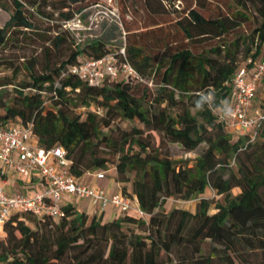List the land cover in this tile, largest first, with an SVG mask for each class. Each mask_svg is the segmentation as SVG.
Listing matches in <instances>:
<instances>
[{
  "label": "trees",
  "instance_id": "1",
  "mask_svg": "<svg viewBox=\"0 0 264 264\" xmlns=\"http://www.w3.org/2000/svg\"><path fill=\"white\" fill-rule=\"evenodd\" d=\"M83 2L11 0L0 46L14 32L37 30L33 14L48 21L57 12L59 21H67ZM225 2L224 13L210 16L193 7L175 19L172 26L185 43L171 50L153 53L134 40L123 45L137 73L156 80L153 93L142 84L137 94L133 81L122 76L88 82L69 73L81 59L109 52L93 40L74 47L56 66L30 72L28 81L13 87L10 102L0 100V124L30 123L38 146L62 147L75 177L111 164L119 192L133 196L147 215L119 212L101 221L69 203L57 220L15 213L1 224L0 264H264V128L254 141L244 135L232 140L213 112L230 100L236 69L251 70L264 58V0ZM63 34V29L55 32L53 46ZM239 54L246 60L243 66H238ZM5 84L0 83V95ZM78 106L80 111L73 112ZM116 116L137 119L146 135L135 128L118 136L102 130ZM151 132L159 144L177 143L186 151L200 143L206 147L192 165L173 161L150 145ZM234 187L240 189L236 194ZM207 188L222 199L201 196ZM170 197L199 200L193 212L177 207L165 212L162 204ZM206 240L213 245L203 254Z\"/></svg>",
  "mask_w": 264,
  "mask_h": 264
},
{
  "label": "rangeland",
  "instance_id": "2",
  "mask_svg": "<svg viewBox=\"0 0 264 264\" xmlns=\"http://www.w3.org/2000/svg\"><path fill=\"white\" fill-rule=\"evenodd\" d=\"M83 3L86 5L82 10L67 21H59L57 12H53L48 21L33 14L31 20L37 30H25L23 33L14 32L11 39L0 46V83H7L2 86L1 101L10 102L13 87L20 82L28 81L30 72L40 73L45 67L56 66L76 46L83 47L89 41L100 40L108 51L114 54L127 43V40H134L136 43H143L150 47L153 53H161L163 48L171 50L173 46L185 43V39L174 30L172 22L186 15L188 9L195 7L210 16L228 10L225 0H84ZM202 4L208 8H201ZM251 9L249 5V11L252 13ZM11 10V0H0V26L7 19ZM60 29L64 30V39L58 46H53L51 40L55 32ZM215 41L216 39L206 40L207 43ZM163 44H165L164 47ZM245 63L243 55L239 54L238 66H243ZM118 77L121 76L118 75ZM142 79L144 82H131V85H135V92L138 94L141 85L145 84L153 93L157 87L156 80L148 77ZM263 105L264 79L257 84L253 102L254 107ZM176 108H171L170 112L172 113ZM80 109L79 106L74 107L73 112L77 113ZM98 113L102 115L103 110ZM132 128L140 129L141 135H146L143 125L137 119L129 120L119 116L109 120L108 125L102 130L118 136L121 131L130 132ZM227 131L232 140L238 137V133L233 128H229ZM148 138L151 146L158 145L161 154L173 161H186L188 165H192L196 156L206 147L205 143H200L193 150L186 151L177 143L162 142L159 144L157 136L152 132ZM106 169V177L114 179L116 174L112 165L108 163ZM120 185L117 184L118 190ZM124 186L129 189V183H124ZM239 190L238 187H234L231 193L236 194ZM201 196L216 200L222 199V195L216 194L210 188H207ZM198 200L199 197L189 200L170 197L164 200L162 209L166 212L177 207L193 212ZM82 204H85V201ZM213 211L212 206L210 212ZM113 214L118 216V211L106 213V219L112 218ZM100 220L105 221V219ZM28 225L33 227L30 221H28ZM128 227L134 231L137 230L133 225ZM3 238L4 233L0 231V239ZM212 245L211 240L203 242V254H207Z\"/></svg>",
  "mask_w": 264,
  "mask_h": 264
},
{
  "label": "built area",
  "instance_id": "3",
  "mask_svg": "<svg viewBox=\"0 0 264 264\" xmlns=\"http://www.w3.org/2000/svg\"><path fill=\"white\" fill-rule=\"evenodd\" d=\"M68 72L88 82L102 79L126 77L134 82H144L137 71L125 58L123 47L116 53L107 52L99 58H85L72 64ZM264 75V58L255 63L253 69L239 67L231 79V116L225 117L220 108L213 112L226 129L233 128L238 135H244L248 141H254L264 128V105L254 107L258 82ZM60 145L48 148L38 146L31 132V124L6 122L0 124V231L1 224L15 213L29 214L36 219L57 220L63 216V199L75 197L86 199L97 211L111 207L119 212H130L140 218L147 215L137 205L133 196L120 192L107 194L101 187L92 186L75 177L68 171V159ZM106 169L92 174L101 179ZM84 174V173H83ZM25 179L35 183L39 189L31 194L12 190L5 186L7 178ZM33 181V182H32ZM70 204V203H69Z\"/></svg>",
  "mask_w": 264,
  "mask_h": 264
},
{
  "label": "crops",
  "instance_id": "4",
  "mask_svg": "<svg viewBox=\"0 0 264 264\" xmlns=\"http://www.w3.org/2000/svg\"><path fill=\"white\" fill-rule=\"evenodd\" d=\"M83 182L90 184L92 186L101 187L105 190L107 194L119 192L117 188V183L111 177L103 176L101 179H96L92 176V174L84 173L79 177ZM33 182V181H32ZM5 186L9 187L12 190L16 191H25L28 194H31L33 190L39 189V186L35 183H27L26 180H16L14 178L7 177L4 180ZM63 199L73 205L77 210H84L88 216L94 215L95 217H100V219H106V213H110L116 211L111 207H107L103 211H97L86 199H80L75 197H66L63 196ZM85 201V204H82ZM113 216H117V214H113ZM2 232V231H1Z\"/></svg>",
  "mask_w": 264,
  "mask_h": 264
},
{
  "label": "clouds",
  "instance_id": "5",
  "mask_svg": "<svg viewBox=\"0 0 264 264\" xmlns=\"http://www.w3.org/2000/svg\"><path fill=\"white\" fill-rule=\"evenodd\" d=\"M204 94L205 93L201 92L199 95L203 97ZM219 108H220V112L222 113V115H224L225 117L231 116L232 108H231V105L227 101H222ZM197 109H202V107L199 104H197Z\"/></svg>",
  "mask_w": 264,
  "mask_h": 264
},
{
  "label": "water",
  "instance_id": "6",
  "mask_svg": "<svg viewBox=\"0 0 264 264\" xmlns=\"http://www.w3.org/2000/svg\"><path fill=\"white\" fill-rule=\"evenodd\" d=\"M263 133H264V130H263Z\"/></svg>",
  "mask_w": 264,
  "mask_h": 264
}]
</instances>
